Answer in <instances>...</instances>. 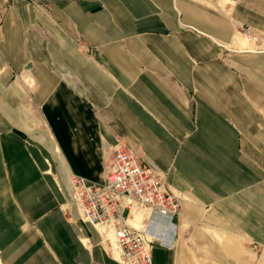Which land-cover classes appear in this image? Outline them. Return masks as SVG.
<instances>
[{"label": "crops", "instance_id": "crops-1", "mask_svg": "<svg viewBox=\"0 0 264 264\" xmlns=\"http://www.w3.org/2000/svg\"><path fill=\"white\" fill-rule=\"evenodd\" d=\"M243 25L264 36V0H0V263L120 264L71 178L127 142L181 194L151 264H264V37Z\"/></svg>", "mask_w": 264, "mask_h": 264}, {"label": "built area", "instance_id": "built-area-1", "mask_svg": "<svg viewBox=\"0 0 264 264\" xmlns=\"http://www.w3.org/2000/svg\"><path fill=\"white\" fill-rule=\"evenodd\" d=\"M240 31L255 33L249 25ZM71 190L79 218L97 228L120 264H151L155 240L172 244L163 230L172 226L181 194L161 171L147 166L131 144L119 142L112 148L103 180L74 175ZM135 211L143 214L138 225L130 222Z\"/></svg>", "mask_w": 264, "mask_h": 264}, {"label": "rangeland", "instance_id": "rangeland-1", "mask_svg": "<svg viewBox=\"0 0 264 264\" xmlns=\"http://www.w3.org/2000/svg\"><path fill=\"white\" fill-rule=\"evenodd\" d=\"M244 26V25H243ZM242 28V26L241 27H239V29L238 30H240ZM239 34H242V32L241 31H239L238 32ZM255 34V33H254ZM257 36H259V37H264V36H262L260 33H257L256 34ZM241 37H244V36H241ZM246 38L244 37V40H245ZM250 44H252V45H246L245 47H246V49H248V50H255V45L253 44V43H250ZM231 52V50L230 49H227V48H225V52L227 53V52ZM71 195H72V192H71ZM142 213V212H141ZM142 215V214H141ZM141 218H142V216H141ZM140 220V218L138 217V214H137V221H139ZM107 246H108V244H107ZM109 249V248H108ZM109 251H110V249H109ZM111 252V251H110ZM114 256V255H113ZM202 259L203 258H200L199 260L202 262V264H205V263H207V260L206 259H203V261H202ZM1 261V260H0Z\"/></svg>", "mask_w": 264, "mask_h": 264}, {"label": "bare ground", "instance_id": "bare-ground-1", "mask_svg": "<svg viewBox=\"0 0 264 264\" xmlns=\"http://www.w3.org/2000/svg\"><path fill=\"white\" fill-rule=\"evenodd\" d=\"M242 35L245 37V38H247L248 36H246V34H244V33H242ZM142 211H135L134 212V214H135V217L134 218H132V219H130V222L132 223V224H135V225H138L139 224V221L141 220V213ZM137 214H138V217L140 218V220L139 221H137ZM103 242V241H102ZM107 244V243H106ZM106 246V245H105ZM114 257H116V255H114ZM117 258V257H116ZM202 261H203V259H202ZM214 263V262H213ZM1 264V263H0Z\"/></svg>", "mask_w": 264, "mask_h": 264}]
</instances>
